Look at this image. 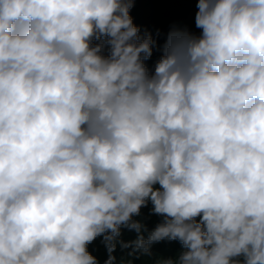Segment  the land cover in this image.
<instances>
[{"label": "clouds", "instance_id": "1", "mask_svg": "<svg viewBox=\"0 0 264 264\" xmlns=\"http://www.w3.org/2000/svg\"><path fill=\"white\" fill-rule=\"evenodd\" d=\"M134 3L0 0V264H264V0Z\"/></svg>", "mask_w": 264, "mask_h": 264}, {"label": "trees", "instance_id": "2", "mask_svg": "<svg viewBox=\"0 0 264 264\" xmlns=\"http://www.w3.org/2000/svg\"><path fill=\"white\" fill-rule=\"evenodd\" d=\"M197 0H135L134 7L130 11L133 21L140 26L142 32L144 30L150 31L156 37L157 30L161 35L158 38L159 43H163L164 35L169 31L172 25L180 27H187L194 32H199L195 28V13L198 10L196 7ZM159 57V52L154 51V55L148 65L151 68L155 60ZM142 213L146 216L148 209H142ZM158 217H152L147 220L149 228L158 221ZM136 234L123 230L122 239L132 240ZM181 250V245L178 242L162 241L152 247L151 256H140L138 258H129L127 252L129 250L117 249L115 255L117 256V264L121 259H132L133 264H155L159 258H169L174 256ZM89 251L98 257L100 264H103L107 258V252L101 238H97L91 245Z\"/></svg>", "mask_w": 264, "mask_h": 264}]
</instances>
